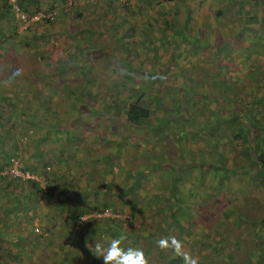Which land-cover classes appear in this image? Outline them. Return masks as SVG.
Listing matches in <instances>:
<instances>
[{
	"label": "rangeland",
	"instance_id": "obj_1",
	"mask_svg": "<svg viewBox=\"0 0 264 264\" xmlns=\"http://www.w3.org/2000/svg\"><path fill=\"white\" fill-rule=\"evenodd\" d=\"M112 4L119 8L113 17L133 19L134 26H69L56 36L55 45L45 43L44 53L50 52L57 59L51 61L42 55V71H36L51 73L50 80L42 78L43 89L38 92V88L33 96L49 109L38 114L40 119L50 124L56 121L51 127L63 135L89 122L95 125L91 131L99 133L94 138L114 149L104 162L122 166V184H115V174L105 175L107 188L114 189V195L106 198L97 192L98 198L108 199V203L94 208L118 213L115 226L132 237L128 244L142 249L149 264H168V259L178 255L173 248L157 244L171 237L191 257L211 253L208 240L214 236L223 251L252 252V243L257 241L253 233L264 216V185L252 184L248 176L239 183V175L225 173L222 168L216 167L213 173L205 166L198 170V157L219 162L220 155L226 153L231 164L245 154L239 132L251 129L253 135L264 128V0H113ZM7 66L26 87L31 85L32 80L23 79L24 74L17 72L14 64ZM26 87L16 96L28 99V105L22 107L31 108L32 91ZM140 90L156 97L149 101L150 119L152 123L162 121L159 128L130 127L122 119L125 106ZM198 94L206 98L199 99ZM22 112L31 121L27 111ZM131 140L133 151L127 142ZM176 161L180 166L172 168ZM88 165L94 170L93 161ZM199 176L202 179L198 182ZM209 181L221 190L213 193L206 188ZM198 192L203 194L200 201ZM238 213L252 222L238 224ZM97 223L101 229L92 231L93 223L76 227L82 228L84 239L78 235L68 239L70 233L60 241L62 245H51L54 252L45 247L47 252L42 255L39 248L55 235L51 237L45 228L48 235L43 239L34 234L33 223H27L21 234L28 245L12 248L21 252L16 262L60 264L54 259L66 248L73 251L65 255L72 262L102 264L85 242L90 246L101 242L107 247L117 235L103 220ZM261 236L258 260L264 264V224ZM4 251L8 250H0V264L15 261ZM180 256L176 264H185Z\"/></svg>",
	"mask_w": 264,
	"mask_h": 264
},
{
	"label": "crops",
	"instance_id": "obj_2",
	"mask_svg": "<svg viewBox=\"0 0 264 264\" xmlns=\"http://www.w3.org/2000/svg\"><path fill=\"white\" fill-rule=\"evenodd\" d=\"M66 1L0 0V228L3 233L0 237V250H8L4 251L5 254L14 257L12 259L15 261H8V264H20L16 260L21 257V252L12 251V248L20 246L21 243L23 245L21 247L28 245L27 238L24 239L25 235L21 234L27 223L38 224L41 229H48L51 237L55 235L54 239L58 237L61 240L67 239L70 233H72L70 239L78 234L79 238L84 239L82 228L76 229L74 222L70 226V213L83 211L84 207L89 209L98 204L108 203V199L101 201L96 194L100 192V195L105 197L114 195L111 194L114 189L107 188L109 175H116L114 179L116 185L118 184L116 182H119L120 186L123 181L122 166L113 167L104 162L109 150L113 152L114 149L108 145L109 143L103 145L94 138L99 134L98 131H91V127L95 125L84 121L83 124L76 125L74 131H64L66 135H63L59 129L51 127L56 121L52 124L46 123L38 115L49 109L43 106L45 102L39 103L33 96L37 95L38 88V92L43 89L42 78L50 80L51 73L39 74L36 71H42L40 65L42 55H46L51 61L57 59V56L52 58L50 52L44 53L45 43L55 45L56 36L63 31L62 28L67 29L69 26H82L83 29H85L83 26H134L133 19L122 21L113 17L115 13L113 11L118 9L119 12L117 6L111 5L113 0H73L68 8L65 6ZM14 3L26 11L54 8L57 15L51 22L34 24L20 32L10 11ZM184 9L185 13H189L186 7ZM9 64H14L16 71L24 74L23 79L32 80L31 85L26 87L18 74L8 72ZM27 64L30 65L26 67ZM35 65L36 69L40 70H36ZM22 86L32 91L29 95L32 96L34 106L31 108L22 107L27 104L28 99L24 101L17 97L20 95V89L24 88ZM16 89L18 92L14 94ZM22 111H27L29 117H32L31 121L25 119ZM107 133L108 131L105 136ZM127 142L129 144L133 141ZM128 146L130 151H133L132 144ZM12 157H17L23 167L35 173L49 167L45 173L48 186L45 197L47 201L45 198L42 201L38 199V189L34 184L11 180L4 174ZM91 161L95 164L94 170L89 169L88 163ZM130 184L132 185V182ZM121 195L120 193L119 199ZM70 227L72 232L69 230ZM98 227L101 229L100 224ZM40 237L44 239V236ZM33 238L35 239L34 235ZM46 252L45 248H39L41 255Z\"/></svg>",
	"mask_w": 264,
	"mask_h": 264
},
{
	"label": "trees",
	"instance_id": "obj_3",
	"mask_svg": "<svg viewBox=\"0 0 264 264\" xmlns=\"http://www.w3.org/2000/svg\"><path fill=\"white\" fill-rule=\"evenodd\" d=\"M198 97H199V99L200 98H202V99L206 98V96H203L201 94H198ZM143 98H145V99H143ZM151 98L155 99L156 97L147 93L146 90H144V91L140 90L138 92V94H136V97H133V99L125 106L122 119L125 121L127 126L129 125L130 127H132V126L144 127V128H150L153 130L160 127L162 121L157 120L156 122L152 123V121L150 119L149 101H153ZM146 99H149V100L145 101ZM183 103L182 104L180 103L178 105H180L181 107H184V106L186 107V105H184ZM223 116H225L226 118L229 117L226 112H223ZM230 116L232 117V115H230ZM251 132H252L251 129H246L245 132H243L244 134H241V132H239L238 135L242 136V138H240V141L241 142L243 141L242 146H243V149L245 151V154L240 155L238 157V159L235 160L233 163H231V164L228 163L229 157H227L226 153H223L220 155L219 162H216L215 160H213V158L211 159V157L205 158V157L201 156L200 158L198 157V170H200L202 167L205 166V168L208 167V168H206L207 170L210 169V172L213 173V172H216V170H215L216 167L222 168L221 171H223L225 173H228V171H230V172H233L234 174L236 173L237 175H239L238 176L239 183H241V181H244L246 179V178H244L245 176H248L247 178L249 181H251L252 184L264 185V128L257 130V132L253 135L250 134ZM235 137L239 138V136H235ZM192 153H194V152H192ZM242 158H243V160H242ZM209 160H212L213 162L212 161L209 162ZM178 166H180V162H177V161L174 162L173 164H171L172 168H174V167L177 168ZM192 167L194 168L193 165H192ZM230 174H232V173H230ZM258 174H261L259 178L256 177ZM173 179L176 180L177 175H175ZM201 179H202L201 176H199L198 182ZM203 185H204V183H203ZM216 186H214L213 183H211L210 181H209L208 185L205 184V187L213 190L212 191L213 193L217 192L218 190H221V187L219 188L217 183H216ZM46 187L48 189V186H46ZM172 192H175V191L172 190ZM212 192H210V193H212ZM199 199L200 200L203 199V194L198 192V201H200ZM93 209H95V208H89V209H86V210H83L80 212H77V211L71 212L70 216H69V218H70L69 223H71L70 226L72 225V223L74 222V220L76 219V217L79 213H82L84 211H90ZM97 209H99V208H97ZM249 219L250 218H248V216H246L244 214H240V213H238L235 217V221L238 224H241V223L247 222V221L252 222V220L251 219L249 220ZM116 221H119V220L118 219H115V220L104 219L103 224L105 225V227L108 230L110 229L109 231H112L113 233H115L117 235L116 238H118L119 236L123 235V232L120 233L119 230L117 229V227L115 226ZM90 223H93L91 225L92 231L96 227L98 228V226H99V223H97V221H92ZM263 224H264V216H262L260 218V220H258L259 228H256L255 232L253 233V236L257 237V241L252 243V248L254 249L252 252H245V251L241 250L238 253H236L234 248H230L229 250L223 251V246H221L218 243H215V236H214V240H212V241L208 240V243H209L208 245H209V248L211 249L212 252L209 254H206L205 256L195 255L193 258L196 259L197 264H259L260 262L258 260V257L261 256L262 251L258 248V243L260 242V240L262 238L261 226H263ZM100 228H102V227L100 226ZM69 230L71 231V227ZM124 236H126V239L122 242L121 247H123L125 249L131 248L132 246L130 244H128L127 239H132V237L128 236V235H124ZM136 238H138V237H136ZM68 239H70V236ZM133 239H134V236H133ZM219 239L220 238H218V240ZM53 241L55 242V244H53ZM60 241H61V239L59 237L55 238L53 240L46 238L44 248L49 247L48 248L49 252L50 251L54 252L51 248L55 247V246H51V245H56V244L62 245V242H60ZM45 249L47 250V248H45ZM52 252H50V253H52ZM55 252H57V251L55 250ZM69 252L70 251H68V249L65 248L64 252L61 251V253L59 254V256H58L59 258L56 257L55 259L54 258L53 259L58 261L60 264H63L65 261H68L67 264H71L73 262L77 264V262L75 260L72 262L73 259H68V256L65 257V255H68L67 253H69ZM216 252L221 253L219 257L213 255ZM249 255L252 258H254L255 260H253L251 262ZM52 256H54V253L52 254ZM89 256L90 255H88V258H89ZM180 257H181L180 255H174L170 259H168L167 263L168 264H176V263H178V261H180Z\"/></svg>",
	"mask_w": 264,
	"mask_h": 264
},
{
	"label": "built area",
	"instance_id": "obj_4",
	"mask_svg": "<svg viewBox=\"0 0 264 264\" xmlns=\"http://www.w3.org/2000/svg\"><path fill=\"white\" fill-rule=\"evenodd\" d=\"M73 3V0H67L65 6L68 8ZM11 14L17 25L18 31H25L34 24L51 22L55 20L57 11L53 9H39L33 11H26L21 8L17 3L11 5ZM49 170V167H45L41 172L35 173L25 167H23L17 157L10 159L9 165L6 168L4 174L11 180L18 182H30L34 184L38 189V199L43 200L47 196L46 176L45 173ZM118 213L113 212L109 208H99L90 211H84L79 213L74 220L75 228L85 225L92 221H102L104 219H116ZM33 232L39 236H46L47 232L40 229L37 224H33Z\"/></svg>",
	"mask_w": 264,
	"mask_h": 264
},
{
	"label": "clouds",
	"instance_id": "obj_5",
	"mask_svg": "<svg viewBox=\"0 0 264 264\" xmlns=\"http://www.w3.org/2000/svg\"><path fill=\"white\" fill-rule=\"evenodd\" d=\"M126 236L121 235L111 240L107 247L101 242H94L92 246L86 241V247L97 258L102 260V264H149L148 259L142 249L139 248H123L122 242ZM161 248L171 247L178 255H182L185 264H197L195 258L191 257L187 252L182 251V245L175 237L161 239L157 242Z\"/></svg>",
	"mask_w": 264,
	"mask_h": 264
}]
</instances>
